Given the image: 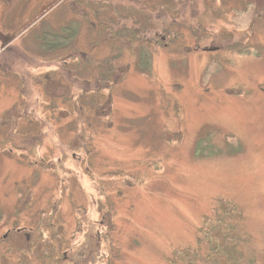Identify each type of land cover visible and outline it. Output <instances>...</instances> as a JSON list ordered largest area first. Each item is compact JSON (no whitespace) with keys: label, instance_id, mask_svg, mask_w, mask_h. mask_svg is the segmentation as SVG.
Returning <instances> with one entry per match:
<instances>
[{"label":"rangeland","instance_id":"rangeland-1","mask_svg":"<svg viewBox=\"0 0 264 264\" xmlns=\"http://www.w3.org/2000/svg\"><path fill=\"white\" fill-rule=\"evenodd\" d=\"M161 1L110 0L130 54L97 49L94 0H0V239L25 226L61 262L98 207L111 230L86 264H264V0Z\"/></svg>","mask_w":264,"mask_h":264},{"label":"flooded vegetation","instance_id":"flooded-vegetation-1","mask_svg":"<svg viewBox=\"0 0 264 264\" xmlns=\"http://www.w3.org/2000/svg\"><path fill=\"white\" fill-rule=\"evenodd\" d=\"M115 1V0H113ZM157 1V0H156ZM160 2H162L161 0H159ZM79 1H77L78 3ZM91 2V1H90ZM117 3V2H115ZM163 3V2H162ZM172 2L169 1L168 4H171ZM105 4V5H103ZM100 5V6H99ZM115 4H111L110 0H102L101 3L96 2V0H94L93 4H89V7L93 10L96 9L98 7H105V9L103 11H96L93 10L92 12H94V16L97 18V20H104L103 22H101L99 24V27L101 26H105L104 29H106L105 33L101 36V34L98 36V42H97V49L100 48L101 45H103V42H111L112 40H116V43H121L122 47L125 48H129L130 50V54H137L138 52H135L134 49L132 48V39L133 36L131 34H134L135 32H137V30L135 29V32L132 33L131 32V28L127 27L125 24V19L123 17H127V18H131L132 17V13L130 12V10L128 11V8H126V10L122 11V9L120 8H116V12H119L122 14V16H117L116 14L113 15V6ZM236 5V4H235ZM122 7H124L125 5H120ZM145 6H149L148 1L147 4H145ZM76 7V6H75ZM88 6H82L80 9H78L77 12H81V17L82 18H89L91 17V15L89 14V11L87 10ZM125 8V7H124ZM150 8V7H149ZM229 8V6L227 7ZM102 12H106L108 14V16H101L100 13ZM219 12V11H218ZM223 12V10H222ZM166 15H169L167 12H163ZM228 13V12H227ZM172 15H175V13H173ZM97 20H93L91 22L92 24V28H96L98 21ZM90 29V28H89ZM62 30H66L69 32V27H65L62 28ZM47 32V31H46ZM50 36H53L52 39L56 40V43L53 46H49L47 47V49H57L58 47L61 49V51L64 52V54H66V52L69 50L66 46H64V43L62 42L63 40V32H58L56 34H49ZM166 37L167 35H163V41H166ZM195 37V36H194ZM146 38V37H145ZM226 40L229 42V38L227 37ZM130 44V46H129ZM151 44V43H150ZM230 44V43H229ZM94 46H91V48H93ZM188 47L185 48V50H187ZM107 49H108V45H107ZM111 52L114 51L115 47L114 45H112V47L110 48ZM109 49V50H110ZM72 53H74L71 50ZM82 53V57L79 58V63L81 64V66L83 65H88L89 70H93L94 72L96 70H100V68L102 70H108L109 73L111 68H115V64H116V56L117 54H110L109 58L107 61H109V64L112 63L114 64V67H109L107 63H104L103 65H101V61L100 60H94L91 61L90 63L86 62L87 56L91 55L90 52H85L84 50H81ZM80 53V54H81ZM151 55V53L149 54ZM145 57V56H143ZM83 59H85L83 61ZM99 59V58H98ZM84 63H83V62ZM127 65L129 64H123V68L121 67L120 70L122 72V70H125L127 68ZM61 75L65 77H67V79H64L65 81H69V77H72V80L78 81L80 79V77H77L76 75V71L72 70V71H68L65 70L64 68L60 69ZM96 77V75L94 76V78ZM105 77L107 76H102V74L98 73L97 78H95V81L99 82L101 80L106 79ZM113 77V76H112ZM83 78V77H82ZM83 80H86V78H83ZM89 80V79H88ZM114 81H118L120 80L119 77L118 78H113ZM108 83L110 84V80L108 81ZM112 85V83L110 84ZM102 87H108L107 85L102 86ZM94 202V201H93ZM95 203V202H94ZM102 208V206H101ZM19 209V208H18ZM94 212H95V217H93V224L96 227V229H93L92 227H90L89 231L87 232L86 236H85V230L82 229L83 231V237L85 236L87 239V242L84 243L85 241L81 242V240H76L74 243L70 244L66 243L63 245V247H67L65 249H63L62 251V257L64 258V260H62L61 262L58 261V257L54 256L55 255V249L52 248L53 245L50 244V239H39V240H35L32 238V235L30 233H28L25 229V226H20V227H16V228H11V229H7V232L4 233L3 238L0 239V264H31L32 261V256H34L33 259L35 260H39L40 262H45L41 257V251L42 250V246L46 245L47 247H49V249L47 250V259H50L49 264H86L88 263V261L90 260V256H94V257H101V247H102V242L105 240L106 230H111L110 228H105V223L109 222L112 223V217L111 214L109 212V210L104 209L103 212L100 211V209L98 210V207L94 208ZM100 214L102 216H100ZM17 224H14V226H16ZM31 229V228H29ZM227 230V229H226ZM109 239H108V245L112 246L113 245V238L112 235L110 233L109 235ZM85 237L83 239H85ZM67 241H69L67 239ZM2 243V244H1ZM86 248V249H85ZM9 253H13V255H16L18 257V260H16V263L13 262H8V254ZM33 254V255H30ZM31 259V260H30ZM92 262L94 263L95 261L92 260ZM38 263V262H37ZM95 264H98V262L96 261Z\"/></svg>","mask_w":264,"mask_h":264},{"label":"trees","instance_id":"trees-1","mask_svg":"<svg viewBox=\"0 0 264 264\" xmlns=\"http://www.w3.org/2000/svg\"><path fill=\"white\" fill-rule=\"evenodd\" d=\"M49 34H51V33L48 32V34H46V36H47L46 39H47L48 41H49V39H51V38H49V36H50ZM51 37L53 38V36H51ZM48 38H49V39H48ZM52 40H53V41H52ZM52 40L49 41V42H48V41L45 42V44H46V45H45L46 48L49 47V46H53V45L56 43V40H55V39H52ZM35 259H36V258H35ZM39 260H40V259H39ZM49 262H50V259H49V260L46 259V261L44 262V264H49Z\"/></svg>","mask_w":264,"mask_h":264},{"label":"crops","instance_id":"crops-1","mask_svg":"<svg viewBox=\"0 0 264 264\" xmlns=\"http://www.w3.org/2000/svg\"><path fill=\"white\" fill-rule=\"evenodd\" d=\"M60 53H63V52H60ZM79 61V60H78ZM78 64H80L79 62H78Z\"/></svg>","mask_w":264,"mask_h":264}]
</instances>
